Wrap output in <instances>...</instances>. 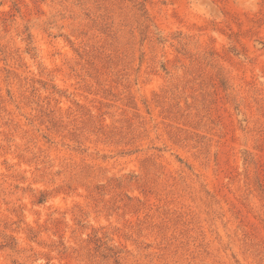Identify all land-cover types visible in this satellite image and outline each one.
Here are the masks:
<instances>
[{
  "label": "rangeland",
  "instance_id": "374dc122",
  "mask_svg": "<svg viewBox=\"0 0 264 264\" xmlns=\"http://www.w3.org/2000/svg\"><path fill=\"white\" fill-rule=\"evenodd\" d=\"M0 264H264V0H0Z\"/></svg>",
  "mask_w": 264,
  "mask_h": 264
}]
</instances>
